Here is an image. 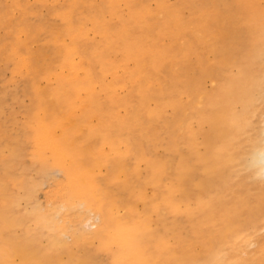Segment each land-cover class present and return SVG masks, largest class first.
<instances>
[{"label":"bare ground","instance_id":"6f19581e","mask_svg":"<svg viewBox=\"0 0 264 264\" xmlns=\"http://www.w3.org/2000/svg\"><path fill=\"white\" fill-rule=\"evenodd\" d=\"M104 2L70 0L56 48L34 49L30 26L18 25L27 35L17 37L7 58L33 75L34 156L47 174L58 169L63 177L44 205L17 212L0 204V264H92L88 246L95 241L113 264H264V243L249 251L253 241L244 233L264 220V0ZM216 9L225 21L241 23L211 27ZM220 34L239 37L250 50L235 72L215 78L213 91L196 98L200 79L219 73V64L204 68L197 82L179 79L194 56L201 60L199 46ZM213 50L222 63L235 61L234 48L223 43ZM43 77L55 82L43 86ZM184 89L186 116L161 123L168 107L186 106ZM145 123L155 126V139L133 133ZM183 129L189 153H152L158 143L179 153ZM16 142L7 140L20 156ZM137 151L145 175L130 167ZM197 168L202 177L194 182ZM165 212L175 228L170 238L156 229L169 228Z\"/></svg>","mask_w":264,"mask_h":264},{"label":"rangeland","instance_id":"374dc122","mask_svg":"<svg viewBox=\"0 0 264 264\" xmlns=\"http://www.w3.org/2000/svg\"><path fill=\"white\" fill-rule=\"evenodd\" d=\"M18 1L21 2L20 5H16ZM175 1L177 0H171V2ZM206 1L213 4L214 0ZM69 2L70 0H0V204L13 205L17 212L30 210L36 203H42L43 205L47 203L48 194L55 189V182L63 177V173L56 169L53 170L51 175L47 174L42 167L40 159L34 156V144L31 140L34 131L32 125L38 105L34 92L33 75L26 69L18 70L14 62L7 58V54L17 42V37L25 38L27 35L24 31L18 29V25L22 22H26L35 35V38L31 40V46L34 49L46 46L56 48V31L62 28L65 23L60 13ZM94 4L103 6L105 2L104 0H94ZM153 5H155V1H153ZM184 6H186L185 3H183L182 9L185 8L186 14L189 15L191 13L189 12L190 9ZM213 12L217 16L212 25H210L213 28L223 27L224 24L231 26L238 21L241 23L238 18L232 20L229 18L225 21L217 9L213 10ZM240 14L238 17H240ZM107 16L111 22L115 23L118 20L117 16ZM90 35L93 37L95 33L91 30ZM215 41L209 45L199 46L198 50L201 53V60L198 61L196 56H194L193 63L184 67V73L179 79L188 81L191 78H195L197 82L196 76H201L204 68L209 65L219 64V73L215 72L200 79L197 84L198 93L196 98L198 96L202 97L204 93L213 91L214 85H216V82H214L215 78L225 79L226 76L235 72L240 61H242V55L244 53L247 54L250 50L248 42L241 41L239 37L236 38L233 34H220ZM223 43L228 45V48H234L237 52V55L236 52L234 55L236 56L234 62L222 63L221 56L213 50L214 46ZM24 48L26 49V47ZM263 63L264 61L261 62L262 65ZM163 76L165 78L164 83L170 86L169 67L164 71ZM39 82L43 86L48 85L51 87L55 79L43 77ZM181 99L186 106L179 110L168 107L162 115L161 123L167 124L170 121L169 119L174 120L175 115L178 113L179 117L186 116L187 102L190 101L188 89L181 91ZM260 108L264 110V102L260 103ZM259 121H264V112L259 116ZM155 130L154 125L145 123L144 127L134 128L133 133H137L141 137L147 136L153 140L156 138ZM179 131L182 135L179 153L178 151L169 150L162 143L155 144L152 153L156 156L177 155V158L183 153H189L190 150L186 143V130ZM170 132L173 133L174 129L170 128ZM10 138H13L15 145L17 144L16 140L19 139L21 141L20 156L12 153L13 150L9 148L7 140ZM95 140L97 142H94L93 145L96 146L98 142L101 143L100 136H97ZM84 143L89 144V141H84ZM136 154L129 159L130 167L133 171L145 175L149 170L142 161V153L137 151ZM7 164L10 166H7ZM200 165H203V162H200ZM201 169L197 168L196 176L193 179L194 182L201 179ZM172 172L173 170L170 169L167 172V176H170ZM100 174L105 177L107 169L103 167ZM132 183L136 187H140L144 181L136 177L132 180ZM110 187L115 188L116 183L114 181L110 182ZM162 188L163 186L159 190ZM245 188L243 187V189ZM151 190L149 187L148 191ZM257 190L258 188L255 189V192ZM93 219L96 220L95 218ZM94 220L90 222L95 225L96 222ZM181 220L183 219L180 218ZM164 221L169 223V228L160 226V228L156 227V229L170 238L175 235V228L172 224V216L168 212H165ZM256 222L255 229L252 225H249L244 231L253 241L246 245L250 249L249 251H255L260 244L264 243V220L261 218ZM92 223L89 225H92ZM88 250L92 264H113L111 253L100 249L97 241L91 243L88 246ZM223 250L226 254L231 252L230 242L223 245Z\"/></svg>","mask_w":264,"mask_h":264}]
</instances>
